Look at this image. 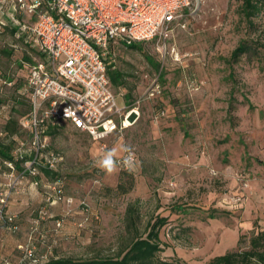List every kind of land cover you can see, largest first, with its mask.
Returning <instances> with one entry per match:
<instances>
[{
  "label": "rangeland",
  "instance_id": "rangeland-1",
  "mask_svg": "<svg viewBox=\"0 0 264 264\" xmlns=\"http://www.w3.org/2000/svg\"><path fill=\"white\" fill-rule=\"evenodd\" d=\"M190 1L165 46L150 41L111 48V70H118L122 80L114 88L129 90L137 111L128 118L127 130L99 143L63 121L47 135V149L59 155L57 173L41 170L34 177V187L49 193H42L43 201L26 220L27 240L20 245L29 243L31 234L35 253L46 259L113 256L144 234L150 220L166 216L157 256L203 264L235 249L240 233V247L245 248L252 231L264 228V5L250 24L241 13V0ZM12 3L10 12L16 13V0ZM17 15L28 19L22 12ZM5 22L0 24V140L13 142V150L17 145L27 150V119L14 110L27 108L26 65L39 55ZM241 40L251 49L230 61ZM153 80L161 92L146 97ZM139 97L141 102L135 103ZM11 115L23 127L8 136L3 126ZM113 148L118 166L108 174L98 162ZM125 155L132 157L131 169L120 163ZM126 168L133 187L120 193L117 185L127 182L121 174ZM20 171L0 160V199L5 201L0 204L14 221L9 201L20 192L23 179L33 181L29 175L19 178ZM55 175L62 178L63 196L73 199L69 207L46 199L54 196ZM56 205L62 209L53 211ZM58 218L63 219L60 227ZM0 232L5 244L2 233L12 231L2 227ZM19 253L16 248L8 255L14 261Z\"/></svg>",
  "mask_w": 264,
  "mask_h": 264
},
{
  "label": "built area",
  "instance_id": "built-area-1",
  "mask_svg": "<svg viewBox=\"0 0 264 264\" xmlns=\"http://www.w3.org/2000/svg\"><path fill=\"white\" fill-rule=\"evenodd\" d=\"M190 3V0H16L15 11L28 18L23 19L20 33L41 54V59L29 65L31 113L26 123L31 137L26 150L28 157H23L21 149L15 157L22 159L19 178L29 175L33 185H37L34 177L43 168L56 170L59 155L47 149V136L42 129L45 125L68 121L99 143L131 125L128 118L134 109L119 107L110 87L105 61L109 49L117 43L150 41L165 46L174 24H180ZM160 92V83L153 80L146 97ZM5 163L14 169L13 162ZM52 190L54 196L47 197L50 203L71 205L72 197L62 194L61 179L55 181ZM4 202L1 198L0 203ZM13 220L14 216L3 211L0 204V223L13 231L16 229ZM62 222L63 219H56V226L60 227ZM28 240L29 243L18 246L20 255L16 261L5 258L2 264L46 261V256L35 253L31 234Z\"/></svg>",
  "mask_w": 264,
  "mask_h": 264
},
{
  "label": "trees",
  "instance_id": "trees-1",
  "mask_svg": "<svg viewBox=\"0 0 264 264\" xmlns=\"http://www.w3.org/2000/svg\"><path fill=\"white\" fill-rule=\"evenodd\" d=\"M263 5H264L263 0H241L240 10L243 16L251 24L252 18L261 12ZM12 7H13V3L11 0H6L0 3V24L6 25L5 20L7 22H10L12 24L13 30H15V34L17 35V37L21 38L22 41L27 46L31 47L32 49L36 50L37 53H39L36 47L32 44V42L26 41L23 34L20 33V26L23 22V19H21L17 15L18 14L17 12L16 13L10 12V9H13ZM125 46L136 47V44L132 43L130 45H125ZM112 47H110L109 52L105 59L106 68H107L106 72L109 81H111L113 85H116L117 80L120 77V74L118 71L111 70L112 67L111 63L113 62L112 56L114 55V52L111 49ZM250 49H251V44H248L247 40H241L239 44L232 50L229 60L230 61L237 60L243 53L249 51ZM25 59L29 60L28 57H25ZM26 68H27V74H26L25 89H26L27 99L25 101L27 108L24 109L23 111L16 110V108L14 110L17 111V113L20 114V116H22L21 119H27L31 113V95H30V88L27 84V80L29 76V66L26 65ZM244 99L247 101L249 108H252L253 106L250 103L249 99L247 97H244ZM23 101L24 100L21 99V102ZM2 102L3 100L0 98V104ZM231 109H232V103L230 102L228 106V113H230ZM22 127L23 124L21 120L11 115L6 120L3 126V131L8 136L18 135ZM42 129H43V134L47 136L49 134L54 133L56 129V125L54 126L45 125L43 126ZM29 133L31 136L30 130ZM21 141H19V143H21ZM13 147H14L13 142L6 143L0 140V160L3 163L11 161L14 163V168L22 170L21 161H20L22 159L15 160V157L17 156V151H19L20 149V145H17L16 149L14 150ZM21 151L23 157L26 158L28 155V151L24 149ZM128 157L129 156L125 155L123 160L120 162L124 167H127V165L124 164L123 161ZM42 171L45 172L46 174L57 173V170L54 169L50 170L43 168ZM121 171H122L121 174L123 176H127L128 179L127 182L120 181L117 185V190L120 193H126L133 187V177H132V173L129 172L127 168L126 170H121ZM57 179H62V178L59 175H55V181ZM42 192L43 194L48 195L49 190H47V188L44 187V190H42ZM127 213L132 216V214H130L131 213L130 208H127ZM166 222H167L166 216H156L153 220H150L148 222L144 234L133 237V239L130 241L128 245L119 249L117 253L114 254L113 256L93 257L88 259H73L70 257H51L40 264H180L176 260H170V261L163 260L157 256V253L160 252L162 249L161 241H160V229L165 225ZM13 223L15 224L16 229H14L12 233L18 230L17 221L15 220ZM2 227L6 228L3 223H0V228ZM242 241H244V235L240 233L237 240V247L235 249L228 250L223 254L214 256L203 264H264V228L252 231V234L248 239V245L245 248L240 247ZM18 246L16 247L17 249ZM8 254H10V252L6 249L3 240H1L0 264H2L5 258L11 259ZM18 258L19 256L16 258V260Z\"/></svg>",
  "mask_w": 264,
  "mask_h": 264
},
{
  "label": "crops",
  "instance_id": "crops-1",
  "mask_svg": "<svg viewBox=\"0 0 264 264\" xmlns=\"http://www.w3.org/2000/svg\"><path fill=\"white\" fill-rule=\"evenodd\" d=\"M38 55H39L38 58L41 59V54L38 53ZM29 65L30 63H28V66ZM119 74H120V77L117 80V84L113 85L110 81V87L116 97L118 106L124 107L125 109L128 110V109L133 108L131 106L134 103L132 102L133 98L131 96V92L125 88L123 89V91H117L114 88V87L120 88V86H122L121 73L119 72ZM140 102H141V97H139L135 101V103H140ZM134 111L136 110L134 109ZM128 127L124 128V131L127 130ZM117 132H120V131H115L114 133H117ZM114 133H112L111 136ZM20 188H21L20 192L13 195L11 200L9 201V211L16 215V221H18V230L14 233L12 232L2 233L5 236V239H4L6 241L5 247L9 252L15 251L16 247L20 245L21 242L26 240L25 238L27 237V231L29 229V224L26 222V220L31 219L30 216L33 214L34 208L37 206V203H40L41 201H43L42 190L40 192L39 188H35L33 184L31 183L30 179L29 180L26 178L23 179L21 181ZM60 208H61L60 205H56L52 207V210L57 211ZM0 235H1V232H0Z\"/></svg>",
  "mask_w": 264,
  "mask_h": 264
},
{
  "label": "clouds",
  "instance_id": "clouds-1",
  "mask_svg": "<svg viewBox=\"0 0 264 264\" xmlns=\"http://www.w3.org/2000/svg\"><path fill=\"white\" fill-rule=\"evenodd\" d=\"M126 151L128 149H125ZM117 149L113 148L110 150H107L102 158L99 160L98 162V166L104 170L105 172H107L108 174H112L116 171L117 169ZM124 164H126L128 166L129 169H131V167L133 166V161L132 158L129 156L128 158H126L123 161Z\"/></svg>",
  "mask_w": 264,
  "mask_h": 264
},
{
  "label": "bare ground",
  "instance_id": "bare-ground-1",
  "mask_svg": "<svg viewBox=\"0 0 264 264\" xmlns=\"http://www.w3.org/2000/svg\"><path fill=\"white\" fill-rule=\"evenodd\" d=\"M132 112H134V111H132Z\"/></svg>",
  "mask_w": 264,
  "mask_h": 264
}]
</instances>
